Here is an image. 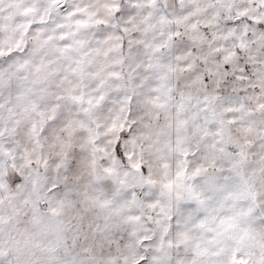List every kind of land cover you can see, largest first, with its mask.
Returning a JSON list of instances; mask_svg holds the SVG:
<instances>
[{"label": "snow or ice", "instance_id": "1", "mask_svg": "<svg viewBox=\"0 0 264 264\" xmlns=\"http://www.w3.org/2000/svg\"><path fill=\"white\" fill-rule=\"evenodd\" d=\"M0 264H264V0H0Z\"/></svg>", "mask_w": 264, "mask_h": 264}]
</instances>
